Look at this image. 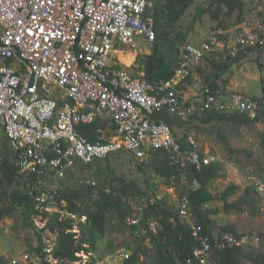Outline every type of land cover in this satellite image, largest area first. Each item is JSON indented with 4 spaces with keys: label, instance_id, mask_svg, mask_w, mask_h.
Wrapping results in <instances>:
<instances>
[{
    "label": "built area",
    "instance_id": "1",
    "mask_svg": "<svg viewBox=\"0 0 264 264\" xmlns=\"http://www.w3.org/2000/svg\"><path fill=\"white\" fill-rule=\"evenodd\" d=\"M155 3L156 0H0V125L16 151V166L26 174L31 192H39L35 193L37 202L31 219L42 244L39 251L21 256L27 264L94 261L90 254H78L80 258L75 260L54 254L61 229L51 225V214L69 217L73 223L70 231L75 233L77 223L86 222L87 215L67 209L68 203L60 200L59 190L45 182L50 172L64 178L77 163L91 164L120 151H129L137 161L144 162L151 151L164 149L172 163L188 161L198 169L216 161V157L199 148L195 136L187 135L188 146L183 148L170 124L150 116L169 106L171 112L187 117L189 111L182 106L175 84L188 78L191 67L220 47L219 31H213L200 46H187L171 81L153 84L143 75L135 76L111 63L115 42L135 45L140 38L155 40ZM257 3L253 16L246 17L225 43V59L234 60L241 53L264 47V0ZM195 85L202 87L206 104L229 113L242 112L250 118L259 115L260 102L253 97L240 91H213L199 81ZM100 117L111 123L96 130L99 141L93 142L78 126L96 123ZM248 178L264 196V179L254 174ZM80 184L97 183L81 178ZM190 208L189 198L183 197L180 215L199 239L202 227L189 220ZM136 222L129 220L130 224ZM252 241L256 240L232 232L207 235L186 264H213L212 255L218 249ZM130 255L122 250L114 257L97 259L95 264H114Z\"/></svg>",
    "mask_w": 264,
    "mask_h": 264
},
{
    "label": "trees",
    "instance_id": "2",
    "mask_svg": "<svg viewBox=\"0 0 264 264\" xmlns=\"http://www.w3.org/2000/svg\"><path fill=\"white\" fill-rule=\"evenodd\" d=\"M250 2L251 4L247 7L244 0H199L198 2L196 0H156L152 13L156 38L151 42V54L142 60L144 67L143 76L153 84L173 80L177 68L181 66L184 60L183 57L187 46L191 44L187 42L188 37L196 29L198 22L202 20L203 16L209 14L213 20L217 21L213 29H220L226 26L227 17L235 15L236 12H238L237 21L242 22L246 18L245 14L251 13L254 7L258 5L257 0H250ZM214 53L218 54L219 52H213V57ZM244 55L247 54L241 53L234 60L220 61V63L211 59L213 71L207 77L206 80L208 82L206 84L213 91H223L217 79L233 63L240 61ZM207 57L209 58L208 54L197 65L191 67L192 74L174 87L184 108L186 107L183 104L182 93L180 92L182 89H186L188 85L196 82L194 69L206 60ZM116 67L120 66L116 65ZM211 77L215 78L209 81L212 79ZM207 104L203 102V104H200L199 109L195 111L191 110L188 118L186 117L187 119L182 118L178 113L171 112L169 106H165L163 110L152 114L150 117L157 121L165 120L171 127L177 125L184 128L213 126L220 122L251 125L264 116V105L260 106L259 115L256 118H250L242 112L229 113L217 109L212 104ZM110 123V119L100 117L96 123H81L78 129L89 140L96 142L99 141L96 130L99 127L107 128ZM222 131V127H219L218 132L220 135H222ZM187 135L188 133H185L182 137L177 138L183 148L188 146L186 141ZM262 146L264 148V133L262 135ZM121 153L122 151L109 155L106 158L97 159L91 164L77 163L73 172L76 171L77 167H80V178L89 176L91 170L98 167L96 174L93 173L99 179L96 185L81 184L80 189L71 192L59 188L60 200L64 199L67 201V209L80 215L86 214L87 221L84 225L82 222L79 223L81 231L77 235L75 232L70 231L73 228V223L69 217L64 216L61 218L60 215H57L51 221L53 225L61 229L56 255L61 258L75 260L80 258L78 254L94 252L98 239H102L105 236L107 232V220L113 214L115 215L113 217L115 218V229L120 232L129 231L132 234H136L134 240L136 246H130L133 249L132 254L125 259L124 264H140L141 254L146 255L149 253L154 264H186L192 257L194 250L200 246L201 238L211 235V222L204 210V206L214 199V196L207 188V184L217 174L220 163H210L202 166L201 169H197L188 161L172 163L168 151L164 149L151 151L148 161H135L138 170L141 171L139 173L146 172L151 168L153 169V175L160 176L167 183L170 182L171 177L174 179L173 174L177 178H180L184 173L191 184L195 180L198 182V186L191 187L187 193V197L190 201V209L194 222L202 227L200 238L195 237L188 221L182 219L180 208L177 212L173 208L164 206L167 203L164 199H156V197L153 199V196L148 194L146 195V203L149 215L145 216L143 220L148 222L153 218L158 223L157 227L151 228L150 239L152 246L149 248L144 245L142 228L138 223H129V220H131L130 215L133 212V208L129 202L131 192L136 197V191L139 193H148V191L138 186L136 178L128 181L117 175L114 170H111V157L113 155L120 157ZM15 158L16 151L13 148H2L0 150V219L10 216L14 211L23 209L22 215L25 216L23 227H33L37 236V242L34 244V247L27 252L39 251L42 240L31 220L37 202L35 200V193L39 192H31L28 178L16 166ZM103 160H106V168L103 167ZM107 169H110L111 172H108ZM107 189H110V191H107ZM141 197H143V194ZM7 199L10 200V203L3 205V202ZM170 217L176 219L174 224L169 221ZM224 231H228V229H224L222 233ZM212 256L216 264H243L242 258L245 256V253L240 248L235 247L218 249ZM252 260L255 264H264V253L256 257L253 256ZM0 264H4V261L0 260ZM88 264H95V261Z\"/></svg>",
    "mask_w": 264,
    "mask_h": 264
},
{
    "label": "crops",
    "instance_id": "3",
    "mask_svg": "<svg viewBox=\"0 0 264 264\" xmlns=\"http://www.w3.org/2000/svg\"><path fill=\"white\" fill-rule=\"evenodd\" d=\"M244 1L246 2L248 7L250 4V0ZM237 16L238 12H236L235 15L227 17L226 26L216 30L213 29V26L217 24V21L214 20V22H211L210 29L204 35L202 41L207 38L208 35L211 34L213 31H219L221 41L225 44L229 40L228 37L225 38V35L229 33H233L234 35L239 24L241 23L239 20L237 21ZM233 18H235L236 21H231ZM138 40L135 45L122 44L119 41L115 42L111 60L112 65L124 67L126 70H128L131 74L135 76L144 75V67L142 64V60L147 55L151 54V42H149L147 39H144L146 42L149 43V47L145 50H138L136 48L138 45ZM216 51L219 53H214L215 55L213 57L212 53ZM213 52L208 53L209 58L207 57L206 60H204L198 67L194 69V78L196 81H199L201 85H205L206 82H208L206 79L213 71V63L211 59L218 61V63H220V61H230L223 57V54L225 52L224 48L219 47ZM256 61L258 62V66L261 69V74L258 72V70L254 71L253 69V63L256 64ZM263 68L264 47L255 48L250 51L247 55H244V57L240 61L233 63L231 67H229V69L225 70L223 74L217 79V82L219 83L221 89L225 94L231 93L233 91H240L247 96L255 98V96L251 94V84L259 78H262L263 92L260 96L256 98H260L259 104L260 106H263ZM211 78L212 79L209 81H212L215 77ZM201 89V86L196 87L194 83V85H188L186 89H182L180 92L182 93V100L184 99L183 104L189 111L187 114V118L191 110L195 111L199 109L200 104H203L204 102L203 93ZM173 127L175 128L177 126L175 125ZM179 127L182 128L181 126ZM208 127L209 129L208 131H205L204 135L211 140V143L207 145L206 148H201V144L199 143V148L205 153L217 155L218 157L216 161L212 163H220L217 174L207 184V188L209 192L214 196V199L204 206V210L206 211L208 218L211 222V235L220 234L224 229H228V231L235 233L240 237H251L252 239H255L256 242H250L248 243V245L246 244L242 247H236L240 248V250L245 253V256H243L242 258L243 264H255V262L252 260V257H256L261 253H264V196L258 193L255 187V183L248 178V175H262V178L264 179V148L262 146V135L264 132V116L260 117L259 120L255 121L251 125H239L238 123L234 122H220ZM219 127H222L223 129L222 135H220L218 132ZM180 128H177L176 130L174 129L176 138H180L185 135V133H188L185 131L188 130V128ZM205 129V127L202 128L203 131ZM204 135L202 132L200 137L204 138ZM222 150L225 151V154L227 155L226 158H223L218 154L219 151ZM123 152L124 151H122L121 155L123 154ZM128 156L133 157L136 160L133 153L131 154L129 152ZM148 159H150V154L146 161H148ZM148 171H151V178L144 177V179H136L137 183L139 182L138 180H140L138 186L141 187L143 190H147L148 193H139L138 191H136V197L132 195V192V197L130 195L131 199L135 201L140 197L139 199L140 201L142 200V204L143 206H145V208L147 201L146 195L151 194L153 196V199H155V197L156 199H164L165 202H167L164 204V206L173 208L175 211L178 212L179 208L176 205L175 197L178 194H182V202L183 197H187V193L189 192L191 187L198 186V182L196 180L193 182V184H191L185 173L182 174L180 178H177V176L173 174L172 176L174 177V179L171 177L170 182L167 183L160 176L155 177L158 175H153L151 168H149ZM131 179L127 180L129 181ZM146 186L147 188H151L153 191H149V188L146 189ZM142 194L143 197H141ZM9 201V199L5 200V202H3V205L10 203ZM130 204L132 203L130 202ZM131 206L132 208L138 209V211L134 210V216H132V218L137 221L136 223H138V225L143 230L142 234L143 238L145 239L144 245H146V247L151 248V228L157 227L158 223L156 220H151L153 218H151L148 222L143 220L145 216L149 215L148 209L146 212H144V208L140 207V205L136 207L134 206V204H132ZM189 220L194 222L192 214ZM169 221L174 224L176 222V219L174 217H170ZM10 232L18 237H20V233H22V231L15 232V230H10ZM23 233L24 238H27V236H29V233H26V236L25 232ZM122 233H126L127 237L129 235L134 236L133 241L130 245L131 247H135L136 244L134 240L136 238V234H132L129 231H119V234ZM8 238L10 239L9 235ZM33 241V244L32 241L27 242V248H23L22 246L20 247L17 244L14 245L20 247L19 253H21L22 255L24 252H27L28 250L34 247V244L37 242V236H35ZM99 244L100 243L97 242V247L94 248L97 254L101 251ZM124 246L126 245L122 244L119 239H110L106 245L110 253L108 254L109 256L107 255L106 257H114L116 253L122 250L132 253V248H130V246L128 247L127 245L126 249ZM6 247L7 245L5 244V248ZM0 251L2 250L0 249ZM2 257L5 258L3 255ZM6 259L8 260V258ZM7 260L4 261V264H8ZM211 260L213 264H216L213 256ZM23 262L24 261L21 259V264ZM114 264H124V260H115ZM140 264H154L150 253L146 255L141 254Z\"/></svg>",
    "mask_w": 264,
    "mask_h": 264
},
{
    "label": "rangeland",
    "instance_id": "4",
    "mask_svg": "<svg viewBox=\"0 0 264 264\" xmlns=\"http://www.w3.org/2000/svg\"><path fill=\"white\" fill-rule=\"evenodd\" d=\"M198 1L199 0H196V2H198ZM250 4H251V2H250ZM245 16L251 17V16H253V14L252 13H246ZM231 21H236V20H235V18H233ZM211 22H214V20L210 17L209 14H206L205 16H203L202 20L198 22L196 29L188 37L189 44L191 43L194 45H200L202 43V39H203L204 35L210 29ZM240 26H241V23L239 24L238 27H240ZM232 36H233V33H229V34L225 35V38L228 37V39H230ZM209 37L205 38L203 40V42L206 41ZM220 39H221V37H220ZM218 46L223 48V47H225V44L219 43ZM148 47H149V43L146 42L144 39L140 38L138 40V45L136 47L138 50H141V49L145 50ZM255 63L256 64L253 63L254 71L258 70V72L261 74V69L258 66V62L256 61ZM263 74H264V68H263ZM251 88H252L251 94H253L255 96V98L260 96L263 92L262 78H259L258 80L254 81L251 84ZM257 99L260 100V98H257ZM183 101H184V99H183ZM204 127L206 129L203 131L202 128H204ZM177 128H180V127L177 126L174 129L176 130ZM184 128H188V130H185V131L188 132L189 135L195 136L196 142H197V144H199V143L201 144V148H206L207 145H209L211 143V140L208 139L204 135L205 131H208V129H209L208 126H196V127L193 126V127H184ZM180 129H182V128H180ZM202 132H203L204 138L200 137ZM2 148H12V147H11L10 141L8 140V137L5 134L4 128L2 126H0V150ZM208 154L216 157V159L218 157L217 155H214L211 153H208ZM218 154L223 158L227 157L224 150L219 151ZM128 155H129V151H124L120 157L113 155L110 159L111 160V170H114L117 173V175L123 177V179H131V178H133V179H135V178L136 179H140V178L144 179V177L145 178H147V177L151 178V173H150L151 171L139 173L141 171L138 170V167L136 166V163L134 162L136 160L133 157H130ZM263 157H264V154H263ZM102 163L104 164L103 167L106 168V165H105L106 160H103ZM79 168L80 167H77L76 171L69 173L64 178H60V177L56 176L54 173L50 172L45 177V182L49 186H53L57 189L61 188V189L68 191V192L69 191L70 192L76 191V190L80 189V187H81V184H80L81 174H80ZM97 169H98V167H95V169H93V170L90 169L91 174L89 176L87 175V177H85V178L91 179L92 181L95 180L97 182L99 179L97 178L96 175H93V173L96 174ZM151 170L153 171V169H151ZM107 171L111 172L110 169H107ZM259 176H260V178H262V175H259ZM155 177H159V176H155ZM138 181L140 182V180H138ZM148 188L146 186V189H148ZM149 191L152 192L153 190L151 188H149ZM181 196H182V194H178L175 197V202H176V205L178 208H180ZM131 197H132V195H131ZM131 197H130V202L132 204H134V206L137 207L140 205V207L144 208V210H145L144 212L147 211V203H146V208H145V206H143V204H142V200L140 201V199H139L140 197L136 201L132 200ZM134 210L138 211V209L133 208L132 215H130L131 219H134V218H132V216H134L133 215ZM139 210H140V208H139ZM23 212H24L23 209H20L18 211H14V213L12 212L9 217L0 219V249L2 250V251H0V257H1L0 260L6 261L7 260L6 258H8V260H7L8 264H21V257H20L21 253H19L20 247L22 246L23 248H27V242H30V241H32V244L34 243L33 240L36 236V232L34 231L33 227H29V228L23 227V222L25 221V216L22 215ZM111 215L112 216H110L107 220L108 224L106 225V230H107L106 236L103 237L102 239L98 240V243H100L99 245H100L101 251L98 252V254L96 253V251L92 252V254H95L97 256L99 255V257H102V256L106 257L110 253L108 248L106 247L107 242L110 239H112V240L119 239V241L122 244L126 245V246H124L125 249L127 248V245H128V247L131 246L130 244L133 241V237H134L133 235H129L127 237L126 233L119 234V231L114 228V225H115L114 219L115 218H113V217L115 215H113V214H111ZM12 220H14V221H12ZM152 220H154V219H152ZM10 230H15V232L16 231H18V232L22 231V233H20V237H18L16 235L12 234L10 232ZM23 232H25V236H26V233H29V236H27V238H24ZM8 235L10 236V239L8 238ZM250 239H252V238L250 237ZM141 241H142V239H141ZM144 241H145V239H144ZM4 243L7 245L6 248H5ZM14 244L15 245L17 244L20 247H17ZM131 251H133V249H131ZM24 253H26V252H24ZM24 253L22 255H24ZM2 255L5 258H3ZM6 255H8V256H6ZM9 256H11V257H9ZM22 264H27V263L23 262Z\"/></svg>",
    "mask_w": 264,
    "mask_h": 264
},
{
    "label": "bare ground",
    "instance_id": "5",
    "mask_svg": "<svg viewBox=\"0 0 264 264\" xmlns=\"http://www.w3.org/2000/svg\"><path fill=\"white\" fill-rule=\"evenodd\" d=\"M195 166V165H194ZM196 167V166H195ZM197 168V167H196ZM198 169V168H197ZM57 215H60L59 213H52L51 214V221L57 216ZM82 224L84 225V224H86V222H82ZM51 225L52 226H56V225H53L52 223H51ZM57 227V226H56ZM81 227H80V225H79V223H77V233H79L80 231H81V229H80ZM37 231V230H36ZM38 232V231H37ZM224 233H226V232H224ZM221 234H223V233H221ZM58 249V248H57ZM56 252H57V250L55 251V256L56 257H59V256H57L56 255ZM25 254V253H24ZM82 254H90L91 255V257L94 259V261L96 262L97 261V259H100V260H105L107 257H104V258H99L97 255H95V254H92V253H89V252H84V253H82ZM126 259V258H125Z\"/></svg>",
    "mask_w": 264,
    "mask_h": 264
},
{
    "label": "clouds",
    "instance_id": "6",
    "mask_svg": "<svg viewBox=\"0 0 264 264\" xmlns=\"http://www.w3.org/2000/svg\"><path fill=\"white\" fill-rule=\"evenodd\" d=\"M255 99H257V98H255ZM257 100H258V99H257ZM58 190H59V189H58ZM35 200H36V199H35ZM183 220H184V219H183ZM76 235H77V233H76ZM251 240H252V239H251ZM252 242H254V241H252ZM255 242H256V241H255ZM245 245H246V244H245ZM245 245H244V246H245ZM241 247H242V246H241ZM131 254H132V253H131ZM21 256H22V255H21ZM124 261H125V259H124Z\"/></svg>",
    "mask_w": 264,
    "mask_h": 264
}]
</instances>
